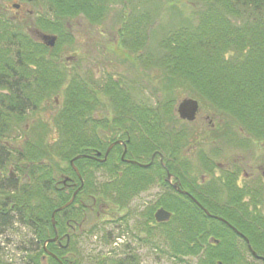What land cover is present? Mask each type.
<instances>
[{"label": "trees", "instance_id": "1", "mask_svg": "<svg viewBox=\"0 0 264 264\" xmlns=\"http://www.w3.org/2000/svg\"><path fill=\"white\" fill-rule=\"evenodd\" d=\"M131 1L48 0L53 8V19L49 24H45V29L57 35L58 40L54 49L44 53L42 49H48L43 45L36 46L32 45L33 43L29 45L28 41L25 43L22 66L25 82L19 89H17V81L15 86L13 85L11 74L12 71H18L19 67L15 69L12 64L9 70L0 67V77L9 75L11 78L9 79L10 87H8L10 93L13 88L18 91L10 94L8 101H0V142L6 138L9 130H13V121L24 119L26 110L39 107L43 98L49 99L53 94L57 95L62 91L63 108L54 118L59 134L55 149L51 151L47 145L45 141L47 126L39 122L38 125L43 128V132L37 136V140L26 143L23 158L29 161L40 156L50 159V155L54 152L62 161L67 162L66 168L60 170V175L69 174L72 171L69 165L72 158L82 154L88 146H101L98 132L101 122L93 114L97 100L91 93L92 83L83 82L77 75L69 77V71L60 63L61 49L64 43L69 44V40H72L69 33L65 32L68 31L67 24L70 20L81 15L90 24L97 25L111 5L119 4L123 9L119 14L121 36L118 43L120 47L135 49L138 53L144 51L152 23L146 21L142 14L125 15L126 6ZM188 1L196 10L194 15L197 17V23L170 29L161 38L158 44L159 53L155 55V64L160 69V80L168 91L173 92L172 89H179L190 97L199 99L207 104V107L215 108L222 116H231L229 118L241 124L242 131H246L256 139L264 140V0ZM38 48H41V51ZM53 55L57 57V66L51 68L50 64L54 61L48 60V57ZM139 56L137 55L138 58ZM29 65L34 68H29ZM119 84L118 80L109 78L103 87V91L110 95L116 111L114 126L110 129L128 130L131 136L130 144L141 145L139 148L148 155L159 152L163 155L169 154L171 159L173 157L178 160L179 146L180 148L184 146L189 134L186 133L185 128L177 129L176 123L180 120L176 121L174 117L173 99L168 97L149 108L141 105L133 107L127 103L128 96L119 88ZM106 136H110L107 144L115 140V134L105 132ZM12 159L13 156L8 159L7 154L0 151V170L5 169L7 160L11 162ZM199 159L204 160V163L207 162L202 154L199 155ZM204 163L202 162V165H205ZM87 164L93 166L96 163L92 164L84 159L74 161V165L82 176L84 169L88 167ZM39 165H35L38 167L30 173L32 177L35 173L39 174L35 177L33 184L24 186L18 193L13 187L8 188L6 194L14 197L15 200L10 201L2 209L16 203L15 208L18 210L15 215L16 221L32 229L35 241L38 239L42 244L45 232L49 231L50 235L53 234L49 221L52 209L61 205L65 199L59 200L56 205H51L49 201L43 199L44 204L40 210H37L35 205L37 195L40 192H48L55 178L51 168L47 170L45 166ZM181 166L187 175V164L183 162ZM15 167L21 171L20 165ZM158 170L154 173V177L162 181L164 172L162 169L158 168ZM90 171L89 179L92 186L93 183L96 184V181ZM109 173L113 176L115 169L111 168ZM116 186L113 181L106 184L103 189L112 195ZM224 187L229 193L227 199H217L214 196L208 198L194 196V198L212 216L223 218L246 236L253 243V249L264 257V218L262 214L254 211L261 201L257 199L258 196L255 193L245 190V197H249V201H245V206L243 203L237 204L241 197L237 196L236 190L232 189L229 182ZM232 190H234L233 194ZM163 201L159 206L172 213L171 219L166 224L175 223L179 226L171 229L172 232H170L172 255L194 254L198 251L197 239L203 242L210 238L219 242L216 246L209 244L206 261L202 264H215L218 259L226 264H236L225 257L226 250L228 255H234L237 248L235 239L238 237L230 228L214 217L207 216L186 197H164ZM248 206L252 208V211L248 210ZM154 211L148 214V219L155 223ZM15 219L14 215L6 217L1 221L0 228L9 226ZM39 225L42 226V236L37 231ZM35 247L38 249L29 256L32 263L59 264L53 257H47L46 263L41 262V255L45 251L37 242ZM46 249L53 252L62 264L75 263L74 258L69 263L64 261L60 256V250L53 244H48Z\"/></svg>", "mask_w": 264, "mask_h": 264}, {"label": "rangeland", "instance_id": "2", "mask_svg": "<svg viewBox=\"0 0 264 264\" xmlns=\"http://www.w3.org/2000/svg\"><path fill=\"white\" fill-rule=\"evenodd\" d=\"M126 7L125 15L142 14L146 21L152 23L149 27L146 48L141 53L135 49L122 48L118 43L121 36L119 14L123 11L119 4L111 5L97 25L90 24L81 15L70 20L67 24L68 31L65 32L69 33L72 40H69V44L64 43L61 49L62 61L65 63L66 59H71L68 62L69 77L77 75L83 82L92 83L91 93L97 100L93 111L94 117L101 115V127L111 135L115 134L116 128H110L114 126L116 111L110 95L103 91L109 78L119 81V88L128 96L127 103L133 107L141 105L149 108L171 97L176 121H178L176 115L178 103L182 99L192 98L179 89H172L173 92L168 91L160 80V69L155 64V58L159 53L158 44L168 30L184 24L197 23L194 6L188 0H132ZM30 8L33 13L29 15L27 26L38 21L40 29L49 32L47 28L45 29V24L52 21L53 8L48 0H37L30 5ZM137 55H140L139 58ZM62 96L61 91L57 95L53 94L49 99L43 98L39 107L26 110L23 120L13 121V130H9L6 138L0 142V151L7 154L8 159L13 156L11 162L7 160L5 169L1 172L3 179L0 178V191L4 189L6 192L8 188L13 187L18 193L24 186L33 184L35 177L39 174L35 173L32 177L30 173L38 167H35L37 164L45 166L47 170L51 168L56 178L60 177V170L66 168L67 162L62 161L54 152L50 155V159L40 156L29 161L23 158L26 143L37 140V136L43 132V128L38 125L39 122L47 126L45 141L51 151L55 149L59 134L54 118L63 108ZM196 100L200 105L197 119L192 123L181 121L176 123L177 129L185 128L186 133L189 134L183 146L186 155L182 161L185 165L187 164L188 173L185 175L183 169V175L199 180L203 172L201 164L204 163V160L199 159V155L210 156L216 147L223 149V153H228L236 159L245 148V171L248 176L255 165L264 169V140L256 139L246 131L245 134L240 133L241 124L229 118L231 116H222L215 108L207 107V104L199 99ZM211 120L216 124L214 131L210 129ZM232 135L233 139H231ZM99 137L102 138L101 135ZM105 138L107 140L110 136ZM111 138L114 137L111 136ZM189 150L191 152H187ZM14 164L20 165L21 171L14 170L16 168ZM10 173L13 175L12 182L4 180ZM95 178L100 184L111 180L105 168L95 172ZM245 186L260 189L261 194L257 199L261 202L258 208L264 213V180L249 176L245 179ZM165 190L160 179L155 178L153 185L131 197L123 207L117 210V214L103 216L101 222L94 226L90 225L89 232L69 247L68 252H72L74 256V264H100V262L102 264H113V262H116L114 264L117 262L122 264H202L205 262L210 238L203 242L197 239L199 243L196 253L175 256L171 254L173 251L169 238L171 229L179 226L175 223L159 226L148 219V214L152 210L161 207L159 204L164 200ZM248 199L249 197L240 198L237 204L243 203L245 206V201ZM110 201L113 203L112 199ZM108 205L113 210L114 204ZM92 214L90 223L97 220L94 217L95 212ZM118 216L121 220L109 222L111 217ZM35 242L32 229L17 222L16 219L9 226L1 227L0 264H34L29 260V256L38 249L35 247ZM68 258L72 260V257ZM249 264L257 263L249 259Z\"/></svg>", "mask_w": 264, "mask_h": 264}, {"label": "flooded vegetation", "instance_id": "3", "mask_svg": "<svg viewBox=\"0 0 264 264\" xmlns=\"http://www.w3.org/2000/svg\"><path fill=\"white\" fill-rule=\"evenodd\" d=\"M36 1L0 0V64L4 62L0 65V67H4L8 70L10 64H12L13 67L15 66V69L19 67L18 71L11 72L13 76V85L15 86V81L18 82L16 84L18 86L17 89H19V87H23L25 82V77L22 72L25 43L28 41L29 45L32 43V45L36 46L43 45L48 49H42L45 53L46 51H52L54 46H47L44 41V36H56L55 44L58 40L57 35L52 34L50 31L49 33L46 30H41L38 21L33 23L31 26H27L29 15L33 13L30 5L34 4ZM38 50L41 51V48H38ZM61 56L60 63L69 71L68 66L70 65L68 62L71 61V59H66V62L64 63ZM48 60L54 61L53 64H50L51 68L57 66L56 55L48 57ZM30 67L32 69L34 68L29 65V68ZM9 79H11L9 75H3L0 77V101L6 102L9 100L11 96L10 94L18 92L11 87L13 90L10 93L8 89V87H10ZM1 95H4L5 97ZM97 117L100 120L102 119L101 115H97ZM182 122L186 121L182 120ZM215 125L214 121L211 120L210 129H212V131L216 129L214 127ZM98 132L99 135L102 136V138L99 137L101 146H88L84 149L82 154L74 157L77 158L76 160L84 159L85 161L92 164L96 163L98 165L95 166L96 164H94L93 166H89L87 164L89 168L87 167V169H84L83 173L85 176H82L74 163L72 166L69 161L72 171L69 172V174H62L58 178L55 177L48 192H40L36 197L37 201L35 205L37 210H40L44 204L43 199L49 201L51 205H56L59 200L63 201V199H65L61 205L54 207L51 213L55 209L60 208L71 201L67 207L54 214L55 227L53 228L51 226L53 234L50 235L49 231L45 232V238L43 239L44 241L42 244H40V240H36L37 244H39L42 248L44 243L46 246L48 244H53L54 247L60 250L61 258L68 263L72 262L68 257L74 258L72 252H68L70 245L75 241L82 239L83 235H86L89 232L90 225L94 226L99 221L101 222L103 220V216H114L115 213L117 214V210L120 207H123L131 197L143 192L148 187L153 185L155 179L154 173L159 171L158 168L162 169L164 172L161 181L163 188L166 189L163 194L164 197H186L192 200L191 197L194 198V196H203L207 198L214 196L217 199H227L229 193L224 185L228 182L230 183L232 189L234 188L236 190V193L238 194L237 196H240L241 198L245 197V190H250L257 196L261 194L259 188L251 189L249 186H245V179H248L249 176L256 177L258 180H264V169L258 165H255L254 169H251L249 176L246 173L245 148L242 154L236 159L228 153H223V149L216 147L210 156H205L207 162L205 163L206 165L201 166V170L203 172L200 174L199 180H194L193 177L188 178L183 175L181 163L186 155L183 151V147L180 148L179 146V152L177 153L178 160H176L173 157L171 159L169 154L163 155L159 152H152L148 155L147 152L139 148L141 145L130 144L131 136L129 131L126 129L116 128L115 140L109 142L108 144L107 140H109V138L107 140L105 138L106 129L101 127L98 129ZM239 132L245 134V132L241 129ZM112 144L114 145L109 150L105 160L101 161L104 159L107 148ZM112 151L115 152L112 153ZM187 152H191V150ZM97 153H100V155L97 156ZM104 168L111 180L103 184L97 183L95 172ZM111 168L115 169L113 176L109 173ZM14 170L17 169L14 168ZM89 171L91 176H93L96 181V184L93 183L92 186L90 184ZM1 172L2 170H0V178L3 179ZM12 177L13 175L10 173L6 178H4V180L6 179V181L12 182ZM65 178L67 180L63 183L62 180ZM113 181L117 186L114 188V192L111 195L106 193L103 188L106 184H110ZM2 191H0V223L6 217H11L12 215H14L15 219L16 212L18 211L15 208L16 203H12L9 207H6V209H2L3 206H7L10 201L14 202L15 200L14 197H10L9 194H6L4 189ZM233 191L234 190H232V194ZM182 192H185V194ZM13 194L15 195L16 193L14 192ZM110 199L113 200V203H111ZM108 204H114L113 210L115 212ZM247 208L249 211H252L250 206ZM254 211L255 213L259 212L262 214V218H264V213H262L258 207ZM92 212H95L94 217L97 220L90 223L91 216H93ZM51 213L49 217L50 224ZM119 220H121L120 216L116 218L111 217L109 222ZM226 226L230 228L236 237H238V240L235 241L237 245L236 253L234 255H228V250H226V259L236 264H249V259L257 264H264V257L253 249V243H251L250 240L238 230L235 232L229 225ZM41 227V225L37 227L39 234L42 233ZM42 234L40 236H42ZM209 242L213 246H216L219 241L211 240ZM248 246L252 248V250L256 253V256L251 253ZM47 257H53L55 260L58 259L53 252L47 250V253L44 252V254L41 255V262L46 263ZM218 262L226 264L219 259L215 261V264H218Z\"/></svg>", "mask_w": 264, "mask_h": 264}, {"label": "water", "instance_id": "4", "mask_svg": "<svg viewBox=\"0 0 264 264\" xmlns=\"http://www.w3.org/2000/svg\"><path fill=\"white\" fill-rule=\"evenodd\" d=\"M28 1H36V0H28ZM44 41H45V44L49 47H53L54 44H55V41H56V36H52V35H49V36H44ZM198 109H199V105H198V101L196 99H193V98H185L183 100H181L178 105H177V108H176V112L178 114V117L181 119V120H186L188 122H192L195 120L196 118V114L198 112ZM114 144L110 145L106 152H105V156H104V159L101 160V161H104L109 150L111 149V147L113 146ZM100 153H97V156H99ZM77 159V158H74L70 161V164L73 166V162L74 160ZM151 164V163H150ZM74 170L77 172V170L74 168ZM78 174V173H77ZM67 179H63V183L66 181ZM174 187L176 188V186L174 185ZM179 192H181L180 190H178ZM185 194V192H182ZM191 199L202 209V211L207 215V216H212L204 207H202L199 203H197L196 200H194L192 197ZM71 202V201H70ZM70 202H68L67 204L63 205L62 207H60L59 209H57V211H60L62 210L63 208L67 207ZM54 214L55 212L52 213V225H54ZM170 216L171 214L166 211L165 209L163 208H159L156 210V212L154 213V219L157 223H164V222H167L169 219H170ZM214 217L215 219L229 225L223 218H220V217H217V216H212ZM230 226V225H229ZM231 227V226H230ZM233 228V227H232ZM233 230L235 232H237V230H235L233 228ZM244 239H246L244 237ZM247 241V239H246ZM249 250L251 251V253L256 256V253L252 250V248L250 246H248ZM218 264H222L221 262H218Z\"/></svg>", "mask_w": 264, "mask_h": 264}]
</instances>
